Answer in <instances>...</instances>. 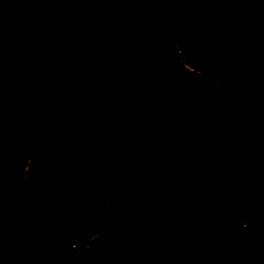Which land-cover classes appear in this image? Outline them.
<instances>
[{"label": "trees", "instance_id": "1", "mask_svg": "<svg viewBox=\"0 0 264 264\" xmlns=\"http://www.w3.org/2000/svg\"><path fill=\"white\" fill-rule=\"evenodd\" d=\"M67 2L86 25L81 58ZM22 37L29 46H18ZM23 67L33 72L19 90ZM262 83L264 0H0V119L28 121L0 145V234L31 222L2 245L17 256L10 264H168L191 202L168 194L200 166L178 158L180 137L158 109L192 98L195 121L219 143L211 158L264 134V116L230 101ZM127 89L167 95L136 117L121 106ZM96 117L135 133L124 161L86 160ZM57 199V215L35 221ZM262 213L264 181L227 197L207 226L206 264H264Z\"/></svg>", "mask_w": 264, "mask_h": 264}, {"label": "rangeland", "instance_id": "2", "mask_svg": "<svg viewBox=\"0 0 264 264\" xmlns=\"http://www.w3.org/2000/svg\"><path fill=\"white\" fill-rule=\"evenodd\" d=\"M232 1L235 3H240L243 0ZM64 7L68 13L67 19L72 24L74 32H76L82 38L84 47L80 58L84 57L89 44L86 25L80 18L79 14L74 10L72 11L69 2H67ZM29 44L30 40L28 37H22L18 41V46L20 48H25L29 46ZM32 72L33 69L29 67H23L18 70L16 86L19 90H23L25 88V85L29 79V77L26 78V75ZM71 77L75 78V74L72 73ZM166 95L167 93L161 91L160 94H154L149 97V95H142L127 89L121 96V106L123 110L136 117H144L145 115H149L157 107V105L161 103V98L165 97ZM230 101L239 107L244 112V114L249 116L252 120L256 121L262 118L264 116V83L241 93L240 95L232 98ZM158 110V115L161 120H165L169 132L174 137H180V142L176 148L178 158L181 161L191 164L193 167L200 166L197 173L195 174L197 179H200L202 176L199 175V170L212 158H208V154L210 153L211 149L217 148L219 143L216 139L208 134L202 124L195 121L193 116L194 100L189 98L176 106ZM27 127L28 121L26 118L0 119V145L5 138L10 137L11 135H20L25 133ZM94 130L96 132L97 138L92 151L89 152L86 158V160H88L94 167H98V164L104 163L109 159H115L117 163L122 160L124 161V158L127 157V152L130 146H132L136 140L135 133L118 130L103 117H96ZM154 145V140H152L149 143V146L154 147ZM22 162L24 165L26 164L25 160ZM94 170L97 169L94 168ZM24 176H26L25 172ZM194 177L192 183H189L183 188L168 194L172 197L177 206H183L190 200L192 202ZM224 177L226 176L223 175V178ZM60 206L61 205L58 199L55 203L51 202L44 214L41 216L38 215L35 218V221L40 222L55 217ZM262 216L264 218V213H262ZM30 225L31 222L21 223L13 226L7 232L0 234V254L7 262L6 264H10V260H16L17 256L10 252L2 251V245L9 239L23 235L30 228ZM69 252L70 255H72L78 253L79 250L77 247L73 246ZM66 258V254L60 252H56L54 254V260L57 262H62Z\"/></svg>", "mask_w": 264, "mask_h": 264}, {"label": "water", "instance_id": "3", "mask_svg": "<svg viewBox=\"0 0 264 264\" xmlns=\"http://www.w3.org/2000/svg\"><path fill=\"white\" fill-rule=\"evenodd\" d=\"M199 175L200 179L194 177L193 200L172 243L168 264H206V230L217 207L238 190L264 181V134L211 158Z\"/></svg>", "mask_w": 264, "mask_h": 264}, {"label": "built area", "instance_id": "4", "mask_svg": "<svg viewBox=\"0 0 264 264\" xmlns=\"http://www.w3.org/2000/svg\"><path fill=\"white\" fill-rule=\"evenodd\" d=\"M184 62V61H183ZM188 68H190L189 67V65L188 64H186V63H184ZM23 161V160H22ZM21 161V163L23 164V162ZM25 161H26V164L24 165V172H26L27 171V169H28V166H29V159H25Z\"/></svg>", "mask_w": 264, "mask_h": 264}, {"label": "flooded vegetation", "instance_id": "5", "mask_svg": "<svg viewBox=\"0 0 264 264\" xmlns=\"http://www.w3.org/2000/svg\"><path fill=\"white\" fill-rule=\"evenodd\" d=\"M228 148H230V147H228ZM228 148H226L224 151H222L221 153H219L218 155H220V154H222V153H224ZM218 155H216V156H218ZM216 156H213V157H216ZM212 157V158H213ZM244 175H246V176H250V172H248V171H245L244 172Z\"/></svg>", "mask_w": 264, "mask_h": 264}]
</instances>
